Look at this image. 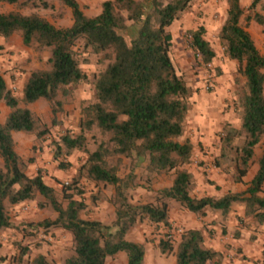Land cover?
I'll return each mask as SVG.
<instances>
[{"label":"trees","instance_id":"obj_1","mask_svg":"<svg viewBox=\"0 0 264 264\" xmlns=\"http://www.w3.org/2000/svg\"><path fill=\"white\" fill-rule=\"evenodd\" d=\"M0 1L19 7H52V0ZM58 1L70 10L69 26L56 27L35 13L0 12V37L18 33L23 46L47 51L46 66L28 72L20 100L24 104L40 98L46 100L51 125L59 123L61 97L69 93L72 85L89 80L80 68V64L87 62L82 52L92 55L100 65L90 79L93 96L81 107L78 132L63 133L53 141L54 157L68 155L73 150L85 153L78 170L95 185L112 187L114 219L108 225L80 216L85 205L73 198V194L81 193L76 187L77 178L72 185L64 186L63 189L72 191L63 193L65 205H62L53 188L42 181L38 170L32 176L24 172L25 161L14 150L12 132H34L40 136L44 129H38L28 108L18 105V99L0 75V101L8 108L0 123V229L11 226L5 203L18 204L38 196L41 198L38 207L49 206L55 212L53 219H42L38 225L43 230L61 228L71 236L72 254L61 264H105L107 257L118 252L125 254L126 264H143V245L126 239L125 235L143 219L167 225L168 200L200 218L207 209L224 215L233 203H240L242 218L263 223L264 54L258 51L240 23L239 0H225V17L218 31L225 54L236 61L237 71L244 80L233 102L239 126L222 122L212 165L235 183L241 182L253 162L255 171L243 190L226 191L219 196L190 194L195 181L186 166L193 145L183 133L193 90L177 73L169 57L168 28L192 0H103L99 12L90 17L83 14L76 0ZM252 6L253 3L249 8ZM260 8L264 11V2ZM252 18L258 23L263 19L253 13L245 21ZM203 33V27L199 26L188 29L186 37L206 63L214 56V50ZM76 43L80 52L74 49ZM88 133L98 136L96 146L90 151L86 149ZM238 138H242L239 145L235 143ZM259 145L260 152L255 156L254 149ZM113 157L129 159L130 167L145 162L148 172L171 171L170 185L157 190L150 201L132 203L127 190L132 186L133 174L128 171L119 176V159L112 163ZM204 182L214 184L206 177ZM96 198L98 195L91 196L92 200ZM203 232V224L199 228H186L175 246L161 239L157 247L161 253L173 252V264H220L221 252L205 245ZM25 252L24 247H19L20 256ZM28 264L48 262L38 253Z\"/></svg>","mask_w":264,"mask_h":264},{"label":"rangeland","instance_id":"obj_2","mask_svg":"<svg viewBox=\"0 0 264 264\" xmlns=\"http://www.w3.org/2000/svg\"><path fill=\"white\" fill-rule=\"evenodd\" d=\"M85 16L96 15L103 0H76ZM264 0H239L242 8L240 23L249 32L258 51L264 54V11L260 5ZM253 6L249 8V5ZM225 0H192L187 10L175 19L169 26L171 47L169 57L186 83L193 90L189 98L190 107L184 121L183 137L193 145L190 163L186 166L195 181L190 194L192 196L213 195L224 193L228 181L232 182L228 174H224L212 165V158L217 154L218 134L223 121H229L239 126V119L233 111V102L243 86V78L237 71L236 61L227 57L224 46L218 38V31L225 17ZM16 11L22 14L35 13L56 27H66L72 22L69 8L58 0H52L51 8L19 7L0 1V12ZM253 13L260 15L261 23L253 18L245 21L246 16ZM203 27V38L214 50V56L209 62H202L199 53L190 46L186 37L188 29ZM78 52V43L74 46ZM47 51L34 46L25 47L21 44L18 33L8 38L0 37V75L7 88L18 99L19 106L28 108L38 126L44 133L36 136L34 132H12L14 150L25 161L24 172L32 176L38 170L42 181L51 186L57 199L65 205L62 197L64 186L72 185L77 178L76 187L80 194H73L84 203L80 212L82 218L98 219L110 225L114 219L112 204V187L94 184L78 170L85 159V153L73 150L68 155L54 157L53 141L63 133L74 135L78 132V122L81 107L93 96L90 82L92 74L100 65L87 52H82L86 63L80 64L88 81L71 86L69 93L61 97L62 110L58 114L59 123L51 125L49 103L44 99L24 104L21 90L28 72L36 68H44L47 61ZM8 113L7 106L0 101V123ZM187 115V114H186ZM196 121V122H195ZM193 124H195L193 126ZM95 134V133H94ZM93 134V135H94ZM87 134L86 149L92 150L98 141V136ZM242 138L236 139L240 144ZM255 156L260 152V145L254 149ZM117 161V174L124 176L131 171L132 186L127 190L129 201L132 203L152 200L154 193L160 188L170 185L172 173L148 172L145 162L130 167L129 159L113 157L111 162ZM1 166V160H0ZM255 168L253 162L247 171ZM204 177L214 184L204 182ZM222 178L216 184V180ZM235 183V182H234ZM245 184V182H241ZM92 195H98L95 200ZM36 196L33 200L10 205L5 203L7 216L11 226L0 229V264H28L33 256L43 254L48 264H61L64 258L72 254L73 244L69 234L64 229L49 227L43 230L38 222L42 219H53L55 212L49 206L38 207ZM237 209L231 208L226 214L207 209L205 216L199 217L180 207L175 201L168 200L167 225L149 222L145 219L138 221L128 230L125 238L143 245V264H173V252L161 253L157 247L159 240H168L173 246L179 239L183 229L201 227L208 244L218 246L222 254L220 264H262L264 249V222L257 223L252 218L237 216ZM113 230V228H111ZM19 247L26 249L25 254L19 255ZM105 264H126V256L118 252L106 258ZM209 264V263H208Z\"/></svg>","mask_w":264,"mask_h":264},{"label":"crops","instance_id":"obj_3","mask_svg":"<svg viewBox=\"0 0 264 264\" xmlns=\"http://www.w3.org/2000/svg\"><path fill=\"white\" fill-rule=\"evenodd\" d=\"M186 116H188V113H187ZM194 125L195 124H193V126ZM254 171H255V168L252 171H247V173L241 179L242 182H245V183L248 182L249 179L251 178L252 174L254 173ZM221 180H222V178H220L219 180H216V184H218L219 182H221ZM227 183L228 184L225 186V190L223 192H226V191L238 192V191L243 190L244 187H245V184L230 182V181H228V179H227ZM262 186L264 188V182H263ZM231 208L237 209V211L235 212V214L237 216H242V210H243V205L242 204H240V203H233L231 205ZM195 228H199V226H196ZM204 242H205V245L207 247L213 248L215 250H219L218 246H215V245H212V244H208L207 245V241L205 240V236H204Z\"/></svg>","mask_w":264,"mask_h":264}]
</instances>
